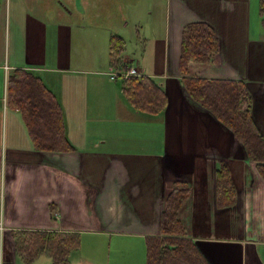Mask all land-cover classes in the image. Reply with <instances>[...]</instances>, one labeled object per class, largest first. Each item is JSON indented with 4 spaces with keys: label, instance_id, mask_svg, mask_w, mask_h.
Here are the masks:
<instances>
[{
    "label": "crops",
    "instance_id": "1",
    "mask_svg": "<svg viewBox=\"0 0 264 264\" xmlns=\"http://www.w3.org/2000/svg\"><path fill=\"white\" fill-rule=\"evenodd\" d=\"M264 0H0V264H27L19 232L77 235L70 264H148L175 188L187 238L210 264H264V181L247 150L189 93L190 79L244 83L264 136ZM264 22V18H263ZM206 24L219 43L211 63L181 69L183 35ZM264 26V23H263ZM152 79L167 103L136 108L112 62ZM16 71L59 105L69 150H39L9 104ZM140 77V78H141ZM226 165L235 200L221 206ZM31 264H53L48 253Z\"/></svg>",
    "mask_w": 264,
    "mask_h": 264
},
{
    "label": "trees",
    "instance_id": "2",
    "mask_svg": "<svg viewBox=\"0 0 264 264\" xmlns=\"http://www.w3.org/2000/svg\"><path fill=\"white\" fill-rule=\"evenodd\" d=\"M112 62L121 71H128L121 61L124 42L115 37L111 41ZM219 43L213 30L206 24H191L183 35L181 69L187 73L191 61L211 63L217 54ZM190 95L215 116L242 143L250 161L257 164V171L264 181V136L257 127L251 102L244 83L190 79L186 83ZM124 92L136 108L157 113L167 100L162 88L152 79L142 76L124 81ZM9 104L21 110L30 135L39 150H69L64 134L62 112L53 95L24 71H16L9 82ZM218 200L221 206H229L235 200V187L226 165L217 173ZM186 198V190L174 189L167 200L163 214L162 236L148 239V264H160L161 246L168 245L161 264H210L198 246L187 238L179 220V212ZM17 254L27 264L48 253L53 264H70V252L79 246L77 235L50 232H19L14 236Z\"/></svg>",
    "mask_w": 264,
    "mask_h": 264
},
{
    "label": "built area",
    "instance_id": "3",
    "mask_svg": "<svg viewBox=\"0 0 264 264\" xmlns=\"http://www.w3.org/2000/svg\"><path fill=\"white\" fill-rule=\"evenodd\" d=\"M130 77H141V75L138 74L137 71L134 69H131L128 71H120V72L114 71L112 72V75H111L112 80H118V79L127 80Z\"/></svg>",
    "mask_w": 264,
    "mask_h": 264
},
{
    "label": "rangeland",
    "instance_id": "4",
    "mask_svg": "<svg viewBox=\"0 0 264 264\" xmlns=\"http://www.w3.org/2000/svg\"><path fill=\"white\" fill-rule=\"evenodd\" d=\"M263 18H264V14H263L262 17H259V19L261 21V23L259 25V30L262 28L263 30L262 31L260 30V32H263L264 33V26H263V23L264 22H263ZM167 250H168V245L165 244V245L161 246V249H160V252H159V256H160V259H161L160 264L162 263V257H164V255H165V253H166Z\"/></svg>",
    "mask_w": 264,
    "mask_h": 264
}]
</instances>
